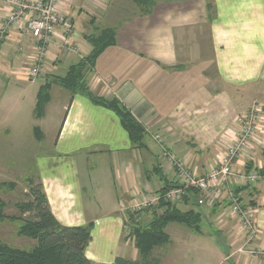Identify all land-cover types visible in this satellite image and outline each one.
Masks as SVG:
<instances>
[{
    "label": "crops",
    "instance_id": "1",
    "mask_svg": "<svg viewBox=\"0 0 264 264\" xmlns=\"http://www.w3.org/2000/svg\"><path fill=\"white\" fill-rule=\"evenodd\" d=\"M12 8L0 0V25ZM143 8L135 0H61L59 11L74 34L57 28L31 97L35 40L25 29H11L0 50V123L21 125L19 106L28 99L36 122L23 132L29 142L16 154L42 158L29 179L41 185L61 225L93 224L86 255L94 264H111L118 257L141 262L127 224L133 200L179 182L154 134L201 177L225 157L221 138L239 134L237 119L261 108L249 148L234 164L237 174L258 173L259 180L232 179L226 187L251 212L256 233L248 241L225 194L204 208L197 234L223 238L228 255L219 264H264V0H157L150 13ZM108 29L116 32L115 45L97 59L88 87L119 100L144 124L149 140L143 149L133 145L117 114L58 85L44 116L34 115L40 86L65 76L90 54L87 37Z\"/></svg>",
    "mask_w": 264,
    "mask_h": 264
},
{
    "label": "trees",
    "instance_id": "2",
    "mask_svg": "<svg viewBox=\"0 0 264 264\" xmlns=\"http://www.w3.org/2000/svg\"><path fill=\"white\" fill-rule=\"evenodd\" d=\"M135 1L145 7L143 9L146 13H150L157 0ZM115 35V30L108 29L97 35L88 36L87 40L92 46L90 54L71 66L65 76H51L40 86L34 115L37 118L44 116L46 106L51 100V89L54 85H58L73 96H85L93 104L117 114L133 145L137 149H143L148 139L144 124L140 123L119 100L97 96L88 87V79L95 70L97 59L107 48L115 45ZM28 183L31 200L17 204L16 208L22 213L30 214V218L8 217L4 212L6 204L0 199V221L5 219L21 221L18 234L34 239L37 243L30 250H23L0 241V264H94L86 255L92 240L93 224L73 227L61 225L52 214L41 185H37L32 179H29ZM176 187L167 184L160 193L163 194ZM199 194L198 190L191 188L179 203L162 200L144 211V214L131 213L128 220L131 224L129 237L134 240L142 261L136 262L118 257L111 264H159L158 260H151L150 255L156 248L171 242L167 232V227L171 224L183 225L201 234L202 211L205 207L198 202ZM181 203L186 207L185 209L178 205ZM142 215L147 217L146 222L143 221Z\"/></svg>",
    "mask_w": 264,
    "mask_h": 264
},
{
    "label": "built area",
    "instance_id": "3",
    "mask_svg": "<svg viewBox=\"0 0 264 264\" xmlns=\"http://www.w3.org/2000/svg\"><path fill=\"white\" fill-rule=\"evenodd\" d=\"M8 1L13 8L4 17L0 25V50L2 42L11 29L20 27L30 32L36 45L35 54L27 76L30 81H35L41 75V70L47 58V49L54 40L57 28L62 26L64 33L72 36L74 34L73 27L59 11L61 0ZM28 12L31 17L27 21H23ZM261 112V108L255 107L246 116L237 119V122L242 126L241 131L232 139L225 157L216 168L201 177L191 173L187 165L166 148L164 145L165 141L160 135H154L153 139L161 146L163 157L170 165L175 167L179 182L176 188L170 189L163 194L148 195L145 198L136 197L130 206L131 213L144 212L162 200L179 203L187 194L188 189L194 188L202 194L198 199L199 204L206 208H213L217 201L226 194L228 201L231 202L230 214L240 218L242 226L248 234H255L256 230L252 223L251 212L245 210L240 205L241 203L238 202L235 193L226 187L230 185L232 179H236L240 184L244 185L254 184L259 180L258 173L237 174L234 170V164L243 152H247L250 141L254 137L252 133L256 129L258 114Z\"/></svg>",
    "mask_w": 264,
    "mask_h": 264
},
{
    "label": "rangeland",
    "instance_id": "4",
    "mask_svg": "<svg viewBox=\"0 0 264 264\" xmlns=\"http://www.w3.org/2000/svg\"><path fill=\"white\" fill-rule=\"evenodd\" d=\"M42 81L43 79L39 77L30 85L28 97H31L33 91L37 89ZM27 101L28 99L25 100V104L19 106L22 109L21 121L23 120V123L21 125H17V123L2 125L0 123V199L6 204L4 212L8 217L18 216L26 219L30 218L31 215L22 213L16 208V205L24 204L31 200L28 179L31 175H35L34 162L42 159L25 154H16L19 151L23 152V150L17 151L20 143L24 141V144H27L29 142L23 132H30L31 130L28 128L36 122V119L27 112ZM9 106V109L13 107L10 104ZM6 110H8V107ZM228 137L223 136L221 138L223 139L222 144L226 148L232 142V138ZM147 138L149 140V136ZM29 139L31 141V137ZM152 147L155 148L154 146ZM159 147L161 146L159 145ZM233 191H235L234 188ZM221 200L217 201V203ZM226 200H228L227 196ZM178 205L182 209L186 208L182 203ZM142 218L146 222L147 217L142 215ZM127 224L130 226V221H127ZM20 225L21 221H10L7 219L0 221V241L14 248L30 250L37 242L34 239L20 236L18 234ZM167 232L171 242L156 248L150 257L151 259L160 260L161 264H219L221 258H225L228 255L225 241L220 235L212 231L210 236L199 235L183 225L171 224L167 227ZM250 240L249 233L248 241ZM143 261L145 260L143 259Z\"/></svg>",
    "mask_w": 264,
    "mask_h": 264
}]
</instances>
